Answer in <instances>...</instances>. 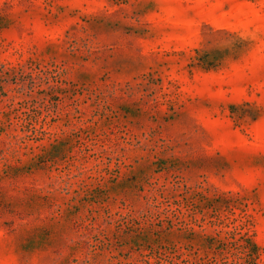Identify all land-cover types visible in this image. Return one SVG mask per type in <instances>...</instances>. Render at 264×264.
Segmentation results:
<instances>
[{"label": "rangeland", "instance_id": "1", "mask_svg": "<svg viewBox=\"0 0 264 264\" xmlns=\"http://www.w3.org/2000/svg\"><path fill=\"white\" fill-rule=\"evenodd\" d=\"M0 264H264V0H0Z\"/></svg>", "mask_w": 264, "mask_h": 264}]
</instances>
